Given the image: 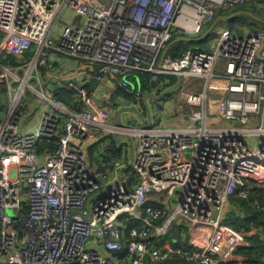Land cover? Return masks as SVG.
I'll use <instances>...</instances> for the list:
<instances>
[{"label": "built area", "instance_id": "2783aa9c", "mask_svg": "<svg viewBox=\"0 0 264 264\" xmlns=\"http://www.w3.org/2000/svg\"><path fill=\"white\" fill-rule=\"evenodd\" d=\"M247 1L0 0V53L34 55L18 65L27 67L24 78L0 63L22 82L15 89L7 79L8 104L0 117V264H148L150 258L219 264L233 259L247 235L259 232L264 240V230H239L226 221L234 196L252 199L264 212V29L221 28L210 51L167 50L173 28L201 34L220 11ZM65 7L75 17L53 39ZM194 12L198 22L189 30ZM60 57L92 65L85 83L93 88L72 84L78 92L70 103L53 89H32L48 105L36 130L24 133L20 127L32 113L22 112L29 104L23 87ZM139 72L152 82L167 83L169 75L186 80L187 88L175 87L190 107L185 125L109 123L114 89L100 86L113 76L128 88ZM222 81L224 104H210V83ZM116 132L136 145L132 187L125 179L111 181L107 169L89 160L98 137ZM53 140L54 148L40 151V142ZM172 196L174 207L166 200ZM119 255L128 262L120 263Z\"/></svg>", "mask_w": 264, "mask_h": 264}, {"label": "crops", "instance_id": "0c3cea01", "mask_svg": "<svg viewBox=\"0 0 264 264\" xmlns=\"http://www.w3.org/2000/svg\"><path fill=\"white\" fill-rule=\"evenodd\" d=\"M227 14H230V13H227ZM76 18H77V21L80 20L79 17H76ZM236 19L233 20V22L232 21L222 22L220 24L219 29L226 28L231 23L235 24L237 22ZM238 22L240 21L238 20ZM180 36H182L181 33H176V35H174L175 38H178ZM173 46L170 47L168 51L174 50L172 49ZM189 49H192V48H189ZM4 57H8V56L4 55ZM84 65L92 66L89 64L80 63L77 60L70 59L67 57H60L59 60L50 61L46 66H42V67L47 68V69L45 68L46 75H44L43 79L47 83V86L49 87V89L54 90V87L56 88L57 86L68 84L71 87L72 84H78L70 80V78L81 75L83 76L82 78L83 81L79 85H85L87 86L86 89H92L93 87L88 88V86H92L93 84L86 85L85 81H86V78H88L90 75L92 76L94 67L92 66L93 67L92 69L91 68L86 69L84 68L85 67ZM77 71L79 72L77 74H74ZM133 76L130 78L131 83L128 87L130 90V93H132L133 95L132 97L124 96V95L123 96L115 95V90L119 86V83L117 79L113 76H109L108 78H106L104 83L100 86L102 90H107V89L109 90L111 89V87H113L114 89V92L112 93L113 109L110 111V116H109V123L112 125L139 127L136 124V121L142 122L144 126H145V122L147 124H150V122L153 123L152 118H151L152 115H154L157 109V106L161 104V102L163 101V98L167 96L166 94L165 96L161 97L159 100L154 97H150V96L147 97L146 102L149 108V111H148L147 105H145L144 102L142 101L143 94L151 93L154 96L159 95L160 93L158 94V92L159 90L165 87L164 85L165 82H155V83H158L159 86L153 87L152 84L154 82L151 81V78L147 84H144V83H141V80L137 78L135 75ZM132 84L135 85L134 90H131ZM195 86H198V85H195ZM175 89L177 88H174L173 90ZM164 90H162L161 93ZM208 91L211 96L210 103L214 101H218L214 105L221 106L222 104H224V99L227 94L226 93L227 92V82L226 81H222L220 83L212 82L210 83L208 87ZM30 125L31 124H28L27 120H25L22 126L20 127L21 131L24 133L32 131L33 128H35V125L37 124H34L32 126ZM159 125H162V126L165 125V126H168V128H178L179 127V126L178 127L170 126L169 122L167 121L165 122L161 121ZM182 125H185V124H182ZM135 152H136V145L132 144V142L128 139L127 136L121 133H117V132L116 133H106V134H101L98 137V140L96 141V143H94L90 147L89 160L93 167L98 168L100 166H103L104 169H107L108 175L111 181L118 182V181H122L125 179L128 181L129 187H132L137 179L135 172L130 167V164L134 157ZM112 161H114V165L107 166L108 163ZM149 203L157 204V202L155 201H149ZM232 209L234 210V206H232L230 210ZM237 214L244 215L243 212L241 213L237 212ZM234 220L239 221L240 218H236ZM252 228L253 227H248V229H252ZM254 229L257 230L256 228ZM256 233H255L256 234L255 236L259 237V234H258L259 232H256ZM182 234H187V232L184 230L182 231ZM187 237L189 238L188 235ZM171 238L172 237H168L167 239H171ZM252 239L253 238H251L250 235H247L239 251L236 253V255L233 256V259L227 262L226 264H264V260H263L264 252H263L262 244L260 246L256 244L257 241H259L258 239H256L257 241L256 240L252 241ZM100 249L104 251L101 247ZM118 260L120 261V263L128 262V260L123 255H119ZM175 261H179V260H174L172 262H175ZM179 262H180L179 264H190L182 260Z\"/></svg>", "mask_w": 264, "mask_h": 264}, {"label": "rangeland", "instance_id": "374dc122", "mask_svg": "<svg viewBox=\"0 0 264 264\" xmlns=\"http://www.w3.org/2000/svg\"><path fill=\"white\" fill-rule=\"evenodd\" d=\"M244 6H246L245 9L247 11L254 13L255 14L254 16L256 18H261L264 21V0H248L247 3H245L241 6H237L236 8L241 9V8H244ZM230 12L231 11L224 12V13L227 14ZM74 17H75V13H74L73 9L65 7L55 22V25H54L53 31H52V38L57 39V37L59 36L60 28L65 25V20L73 21ZM241 17H242V20H239L240 22L237 21L235 24L231 23L224 30L229 31V32L231 31V32L248 33V32H253V31H260V30L264 29V22L262 20H257V19L251 18L248 15H245L244 17L241 16ZM210 25H211V23L203 29V32L206 29H208ZM219 28H220V25L217 26V28L215 29V32L212 33L205 40L200 41V42H193L194 45H192L191 48H193L195 50L200 49V50L210 51L212 45L218 39ZM172 33L174 35H176V29L175 28L172 29ZM181 34H182V36L187 35V36L192 37L191 35L186 34V33H181ZM200 35L201 34H198V35H195L193 37H199ZM173 39H175V37ZM173 39L171 40V42L173 41ZM0 41H1V38H0ZM33 57H34V55H33ZM2 58L5 59L6 57H4V55H2L0 53V63L2 65H4L6 63V61ZM18 60H21L20 57L18 58ZM7 65H12V64H7ZM12 66L14 67L13 72L15 75H18V77H20V78L25 77L27 67L20 69V68H18V66H14V65H12ZM34 75H35V78H33L31 81H29L23 87V89L25 91L24 99H25V101L29 102V104L25 105L22 108V112L24 114L32 113L31 120H29V118L25 119L27 121H30L29 122V123H31L30 126L37 124V122L39 121L40 112L43 110V107L48 105L47 102L40 101L39 95L35 94L34 91L32 90V89H34V90L38 89L39 91H44L45 93H47V91L49 90V87L47 86V83L43 79L44 75H43L41 70H40V73L38 74V76H36L35 72H34ZM38 77H40V79H41L40 83H39V80L37 79ZM82 78H83V76L80 75V76L71 77L70 80H72L78 84H81L83 81ZM7 79L9 82L12 83V88L18 89L19 86H22L21 81H19V80L15 81L14 80V79H17L15 76L12 77L11 75L5 74L2 70V68H0V117L6 111L7 104H8V91L9 90H8ZM131 86H132L131 90H134L135 85L132 84ZM180 86H182L183 88H187V83H186L185 79H183V78L180 79ZM125 91L129 92V89L128 88L123 89L122 87L118 86L117 89L115 90V95H121V96H123V94H124V96L130 95V94L125 95ZM181 91H184V90L182 88H177V89L173 90L172 92H170L169 94H167V96H165L163 98V101L161 102L160 105L157 106V109H156L154 115H152V117H151L152 121H153V126H158V124H160L161 121H163V122L167 121V122H169V125L173 126V127H178V126L182 125L181 120L184 116L189 114L190 107L186 104L185 98L181 95ZM15 92H17V90H15L13 93H15ZM217 102L218 101H214V102H211L210 104H215ZM107 106H108V111H111L113 109V102L109 103ZM0 120H1V118H0ZM186 122H187V119H186ZM136 124L139 127L144 126L142 122L136 121ZM33 130H36V125H35V128H33ZM255 139L256 138H251L250 140L252 142H254ZM188 158H189V156H186V159H188ZM166 200L169 204H171V207H174L176 204L175 202L177 200V196H172L169 198L167 197ZM7 212L11 215L13 214V212L11 210H8ZM125 219H126V217H122L121 221H125Z\"/></svg>", "mask_w": 264, "mask_h": 264}, {"label": "trees", "instance_id": "16d2710c", "mask_svg": "<svg viewBox=\"0 0 264 264\" xmlns=\"http://www.w3.org/2000/svg\"><path fill=\"white\" fill-rule=\"evenodd\" d=\"M245 8H246V6H244V8H241V9L235 8L230 13L235 12V11H239V10H246ZM220 14H225V13L220 11L219 15ZM241 16L244 17L245 15H240L236 19V21L242 20ZM192 45H194L193 42L192 43L178 42V43H176L173 46L172 49H174V50H171L170 52H175L177 54H180V53H182L184 51L189 50V48H191ZM5 56H8V57H6L5 59L2 58V59H4L6 61V63L4 65L12 64L14 66H18L20 64H24V63L28 62L32 58L33 53L28 52L27 54L22 55L20 57L21 60H18V58H19L18 56L7 55V54H5ZM45 68L46 67H42L41 68V71H42L43 75H46L45 74ZM133 75H135L137 78H139L141 80V83H144V84H147L149 82L150 78H151L150 74H148V73L139 72V73H135ZM133 75H131L130 78ZM163 79L164 78H162V80ZM167 79L169 81L164 84L165 87L163 89L159 90V92L157 90L158 93H161V91L164 90L165 88H167L168 86L170 87V86L174 85L176 83V81H177V77L172 76V75L167 76ZM152 86L153 87H157V86H159V84L154 82L152 84ZM90 87H93V85L92 86H88V88H90ZM85 88H87V86ZM77 92L78 91L76 89H74L73 87H70L68 84L67 85H62V86H57L56 88L54 87L55 97L57 99H61V100L65 101L67 103H70V102H72L73 100H75L77 98ZM128 94H130V95H128ZM125 95H128L129 97L133 96L132 93H130V90H129V92L125 91ZM55 146H56L55 140H53L51 142L42 141V142L39 143L40 151L44 150L46 147L54 148ZM251 203H252V199L245 200V199H241V198H239L237 196L232 197V206H234V210L233 209L230 210V212L228 214V218L226 220L227 223H229L230 225H233L234 227H236L239 230L247 229L248 227H254V228L258 229V230H264V212H262V211L256 209L255 207H253ZM237 212H239V213L243 212L244 215L237 214ZM236 218H240V220L239 221H235L234 219H236ZM173 231L174 232H178L179 228L177 226H174ZM251 238H253L252 241L256 240V239L259 240V241L256 240L257 241L256 244H258L260 246L262 244L263 252H264V240H262L261 238H259L257 236H254V237H251ZM174 260L181 261L182 259L175 258V259H168V260H163V261H156V260L154 261L152 259H148V264H179L180 263L179 261L172 262ZM182 261H184V260H182Z\"/></svg>", "mask_w": 264, "mask_h": 264}, {"label": "water", "instance_id": "95a60500", "mask_svg": "<svg viewBox=\"0 0 264 264\" xmlns=\"http://www.w3.org/2000/svg\"><path fill=\"white\" fill-rule=\"evenodd\" d=\"M240 15H248L251 18L257 19V20H262L261 18H256L254 16V14L252 12L249 11H243V10H239V11H235L233 13L230 14H220L218 15L213 22L211 23V25L209 26L208 29H206L203 33H201V35L199 37H190V36H180L178 38H175L167 47V50L172 47L173 45H175L178 42H187V43H192V42H200L205 40L207 37H209L212 33L215 32V29L217 28V26H219L222 22H226V21H233L235 20L237 17H239ZM263 21V20H262ZM264 22V21H263ZM86 69L88 68H93L92 66H87L84 65ZM79 71L75 72L74 74H77ZM180 84V78L177 77V82L176 84L168 87L167 89H165L162 93H160L159 95H152L151 93H144L142 96V101L144 102L145 105H147L148 108V104L146 102L147 97H154L156 99H160L161 97L165 96L166 94H168V92H170L172 89H174L176 86H178ZM149 111V108H148ZM219 264H226L225 262H220Z\"/></svg>", "mask_w": 264, "mask_h": 264}, {"label": "bare ground", "instance_id": "6f19581e", "mask_svg": "<svg viewBox=\"0 0 264 264\" xmlns=\"http://www.w3.org/2000/svg\"><path fill=\"white\" fill-rule=\"evenodd\" d=\"M193 9L190 8V7H186L184 9V11H192ZM183 21V16L181 15L179 18H178V25H181ZM197 22H198V15L196 12H194V15H193V18H192V23H191V27L189 30H192V29H195L196 25H197ZM149 205H152V204H149Z\"/></svg>", "mask_w": 264, "mask_h": 264}, {"label": "flooded vegetation", "instance_id": "af4514ba", "mask_svg": "<svg viewBox=\"0 0 264 264\" xmlns=\"http://www.w3.org/2000/svg\"><path fill=\"white\" fill-rule=\"evenodd\" d=\"M243 11H247V10H243ZM250 17V16H249Z\"/></svg>", "mask_w": 264, "mask_h": 264}]
</instances>
